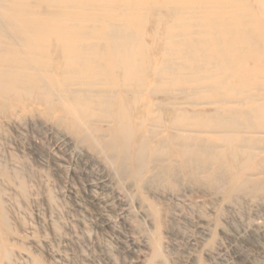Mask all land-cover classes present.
Masks as SVG:
<instances>
[{"label":"bare ground","instance_id":"obj_1","mask_svg":"<svg viewBox=\"0 0 264 264\" xmlns=\"http://www.w3.org/2000/svg\"><path fill=\"white\" fill-rule=\"evenodd\" d=\"M18 110L141 189L264 194V0H0V116Z\"/></svg>","mask_w":264,"mask_h":264},{"label":"rangeland","instance_id":"obj_2","mask_svg":"<svg viewBox=\"0 0 264 264\" xmlns=\"http://www.w3.org/2000/svg\"><path fill=\"white\" fill-rule=\"evenodd\" d=\"M204 177L141 189L51 118L0 116V264H264V194Z\"/></svg>","mask_w":264,"mask_h":264}]
</instances>
